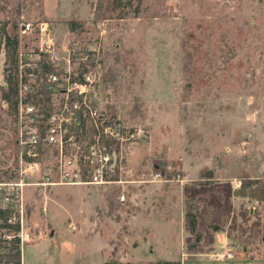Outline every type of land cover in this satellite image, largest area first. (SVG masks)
<instances>
[{"label":"rangeland","instance_id":"obj_1","mask_svg":"<svg viewBox=\"0 0 264 264\" xmlns=\"http://www.w3.org/2000/svg\"><path fill=\"white\" fill-rule=\"evenodd\" d=\"M97 1L0 0V183L19 181L23 131L77 117L75 81L100 127L134 135L111 183L24 188L22 264H264V0H120L101 19ZM42 144L31 184L57 163Z\"/></svg>","mask_w":264,"mask_h":264},{"label":"built area","instance_id":"obj_2","mask_svg":"<svg viewBox=\"0 0 264 264\" xmlns=\"http://www.w3.org/2000/svg\"><path fill=\"white\" fill-rule=\"evenodd\" d=\"M30 31L31 25L26 27ZM44 32V30H42ZM56 80L53 75L48 76ZM91 85L87 82H73L66 92L70 93V109L78 110L73 113L76 118H62L59 122L51 123L44 131L35 127L29 131H23L20 136L22 153L20 155V178L17 183H0V196H2V209L11 207L21 209L20 226L23 224V203L24 188L35 185L41 191H47L50 187L57 186H78V185H104L111 183L110 176L115 172L118 163V155L111 145L117 144L124 138L131 140L134 135L125 136V131L120 123L107 124L100 127L97 113L86 103L88 88ZM75 94V95H74ZM94 99H90V102ZM29 109V108H28ZM29 110L32 111L30 108ZM82 113V118L80 114ZM71 120V121H70ZM85 121V128L81 123ZM75 122L76 133L70 128ZM90 126V127H89ZM89 130L92 138L88 139ZM44 137V139H43ZM57 149V163L55 168L47 173L42 181L35 184L28 182L30 178L39 174L38 157L41 153L42 141ZM14 206V207H13ZM46 212V209H44ZM16 221L11 218L9 222ZM21 247L32 241L31 234L26 233L20 227L18 233Z\"/></svg>","mask_w":264,"mask_h":264},{"label":"trees","instance_id":"obj_3","mask_svg":"<svg viewBox=\"0 0 264 264\" xmlns=\"http://www.w3.org/2000/svg\"><path fill=\"white\" fill-rule=\"evenodd\" d=\"M129 5H130V2L126 6H129ZM119 7H121L120 0H98L96 7H95L94 16L98 19H101L104 16H106L108 12L118 10ZM69 25H70V32H74L76 26H78L76 22H71ZM2 35L6 39V45L9 50L8 57H7L8 61L14 64L16 63L15 58L17 57L18 41L15 38L10 37L5 31L3 32ZM6 82L9 86V89H8V92L4 94L3 99L6 100L12 106V108L15 109V107L18 104V96H19L18 85L16 81H14V79L12 80L10 75L6 76ZM80 118H82V113L80 114ZM85 126H86V123L85 121H83L81 123V127L85 128ZM254 198L263 199L264 197L260 194L258 196L255 195ZM12 216H13V211H11L10 209L0 208V251L3 249L4 250L7 249L6 256L9 259L10 264H22L21 245H20V239L18 237V233L20 231V225L18 221H13L11 223L9 222ZM192 217H193V221L191 222V229L193 232H195L197 229V224H196L195 217L194 216ZM8 232L14 233L13 238L10 240L3 239V236L7 235ZM196 240L197 242L200 240L199 235H197ZM105 264H122V263L117 262V261H110ZM154 264H181V262L180 261H158Z\"/></svg>","mask_w":264,"mask_h":264},{"label":"crops","instance_id":"obj_4","mask_svg":"<svg viewBox=\"0 0 264 264\" xmlns=\"http://www.w3.org/2000/svg\"><path fill=\"white\" fill-rule=\"evenodd\" d=\"M161 261H174V260H161ZM181 262V261H180ZM181 264H182V262H181Z\"/></svg>","mask_w":264,"mask_h":264}]
</instances>
